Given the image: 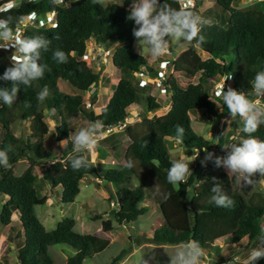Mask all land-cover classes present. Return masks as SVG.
Here are the masks:
<instances>
[{
	"label": "trees",
	"instance_id": "obj_1",
	"mask_svg": "<svg viewBox=\"0 0 264 264\" xmlns=\"http://www.w3.org/2000/svg\"><path fill=\"white\" fill-rule=\"evenodd\" d=\"M9 1L11 0H0V19L11 16L18 20L31 12L41 16L54 11V25H26L23 28L22 37L43 35L51 40L49 51L43 52L41 57L50 71L46 70L42 79L32 81L30 87L21 85L18 99L12 106L0 101V149L12 146V151L8 153L10 167L0 166V194L5 197L0 209V223L9 224L11 212H17V223L21 228L20 241L14 244L18 264H52L47 247L56 244L67 245L73 251L71 256L65 258V264H81L105 249L108 240L73 231L74 220L70 217H63L53 229L46 230L33 211L34 205L43 204L46 200L45 195L37 194L33 186L35 175L32 172L35 164L42 161L45 163L49 157L43 141L48 132L43 111L46 110L56 120L54 139L60 142L68 138L69 125L78 115L84 116L88 122L101 120L106 127L122 121L128 115L127 108L130 105L142 104L145 110L150 111L158 108L159 104L152 95L142 94L137 90V80L132 76L133 72L146 66V60L133 49L132 29L135 25L133 21L127 20V9L130 6L127 0L105 5L96 0H73L68 5L55 3L53 0H18L2 9ZM235 1L237 0H213L212 10L204 9L205 12H201V16L202 13L203 16L212 13L216 21L202 28L204 43L193 40L170 61L177 77L171 73L164 80L166 89L170 91L168 109L163 114L143 118L140 125L144 130L140 134L133 135L130 128L126 127L128 143L123 151V164L98 170L88 161L87 168L75 171L67 159L69 154H84L74 153L72 142L68 140L64 149L62 148V157L43 166L40 178L51 189L60 188V203L72 202L79 192L80 180L85 175H92L97 180L113 185L117 206L112 215L117 223L134 221L147 209L139 204L147 195L153 198L161 219L158 227L144 240L154 245H178L196 240L207 251L216 241L233 245L243 237L252 240L264 234V202L251 201L233 190L231 180L224 171L208 172L202 177L191 171L192 174L177 184H169L166 179L172 162L167 152L166 140H175L176 125L184 128L183 142L178 143L182 146L183 154L190 156L196 152L205 153L204 150H210L213 144L210 139L192 129L190 112L201 109L216 120L231 117L222 97H217V105L209 97L207 83L216 78L229 77L230 88L245 92L248 98L258 97L253 92L252 82L258 71H264V0L233 7L231 4ZM160 2L163 3L164 0ZM167 3L180 9L176 0H167ZM189 10L195 11V8ZM89 39L104 48L114 45L110 62L118 72L117 81L97 114L91 106H85L81 94L63 92L56 83L60 79L84 92L98 82V74L80 59L85 51V41ZM195 47L208 56L200 58ZM56 49L66 53L67 62L52 59ZM8 53L0 50V76L10 66ZM196 73L199 78L193 82ZM178 78H182L183 83ZM8 86L10 84L0 81V87ZM44 86L49 88L50 95L40 103L36 96ZM139 88L141 90L143 87ZM259 99L264 104V95H260ZM24 101L31 106L25 107ZM17 119L29 121V132L24 137L15 136L10 129L11 123ZM236 128L240 129V136L247 138L248 134L242 131L241 120L227 129L218 140L219 144L225 145ZM111 133L102 139L110 140ZM251 135L264 141V124ZM23 158L27 165L20 174L14 175L16 162ZM129 159L136 167L127 166ZM137 167L147 170L160 185L161 191L170 193V197L164 200L155 195L143 181L130 187L131 177L136 174ZM256 175L260 176L259 173ZM213 177L222 183L223 190L234 201L233 206L224 208L209 203ZM100 229H111L109 219L101 221ZM123 254L124 250H120L110 258L108 264L119 261ZM256 264H264V259L258 260Z\"/></svg>",
	"mask_w": 264,
	"mask_h": 264
},
{
	"label": "rangeland",
	"instance_id": "obj_2",
	"mask_svg": "<svg viewBox=\"0 0 264 264\" xmlns=\"http://www.w3.org/2000/svg\"><path fill=\"white\" fill-rule=\"evenodd\" d=\"M17 1L18 0H12V3L15 4ZM96 1L105 5L108 3H119L122 0ZM256 1L260 0H237L232 2L231 5L233 7H239L249 5ZM131 2L132 0H127L129 5ZM197 5L198 7L196 10L199 15H201V12H205L207 9L212 10L211 8L214 7L213 0H197ZM205 18L210 19L211 21H216V18L212 13H208ZM134 42L133 38V49L137 52L134 48ZM176 43L177 41L175 39L169 38V52L165 56L159 58H153L145 47L141 56L145 58L146 65L148 66L141 67V70L143 69L147 74L153 75L152 73H156L157 70L163 69L171 72L174 77H177L170 66V61L182 52L181 50L180 52L173 50V46ZM95 44L96 43L91 39L86 40L85 47L86 49L88 48L87 51ZM96 45L99 48H104L99 44ZM113 46L114 45L108 47L110 51H112ZM195 52L202 59L208 56L207 53L201 51L198 47H195ZM91 70L98 74V82L95 85H91L84 92L73 88L70 84L61 81L60 79H58L56 83L58 88L63 92L81 94L85 104L91 106L90 108H92L93 112L97 114L100 107H102L108 99L113 85L116 83L118 72L111 65L109 57L107 58V62H103L98 67L94 64ZM198 78V73H196L193 77V82L198 81ZM178 81L183 83L182 78H178ZM221 81V78H216L214 82L210 81L206 84L209 89V97L214 101L215 105H217L218 98L214 97L212 89L217 82ZM226 83L227 86H230V79L226 80ZM137 90L141 91L142 94L152 95L154 99L159 102L158 104L160 108L147 111L142 104L130 105L127 108L128 115L122 121L124 126L121 127V129H115L111 133L113 136L112 140L104 141L102 139L104 138L103 135L98 139V143L94 149L83 152V154L87 156L88 161L92 162L98 170L107 167H116L124 163L123 150L124 146L128 143V138L125 133L126 127L130 128L131 134H140L144 130L142 125H140L143 118L150 117L153 114H162L169 106L168 101L170 91H167L166 86L159 90L155 84L147 82L141 90L139 87H137ZM164 90H166V92ZM253 101L258 102L257 106L264 108V104L259 99V96ZM43 113L44 121L48 127V132L43 139L45 150L49 155L46 160L48 161L62 157V148L60 147V142H56L54 139L53 128L56 120L51 118L46 110H44ZM189 117L192 129L202 137L210 139L213 143L208 152H214L217 156H221L218 154H222V152L225 151V149H228L231 144H238L244 139L240 136V129L236 128L234 133L229 139H227L225 145L219 144L218 141L214 142L215 138L222 132L225 134L227 129L230 128L234 122H240L242 120L240 116H238V118L223 117L220 120H216L207 115L203 110L198 109L197 111H193V113L190 112ZM28 122V119L14 120L10 125V129L15 136L24 137L29 132ZM87 122L88 121L82 115L74 117L72 123L69 125V133H74L80 128L85 127ZM166 147L168 155L172 161L184 159L189 164L191 171L195 174L198 173L200 177L208 172L216 173L220 170L225 172L223 168H216L212 161H209L206 167H202L201 160L204 159L206 154L196 152V154L186 156L182 152V146L176 140L167 139ZM198 154L199 157L194 161V158ZM42 164L45 163L42 161V163H37L32 167V172L35 175L33 186L38 195L46 196V200L43 204L34 205L33 211L39 221L43 224L44 229L51 230L54 228L57 221L61 220L63 217H70L74 220V225L72 227L73 231L77 233L97 235L108 240V245L105 249L94 254L90 259L84 260L81 264H108L110 258L119 253L120 250H124V254L119 261L114 262L113 264H146V262L147 264H170V257L175 253L176 245H154L144 240V238L151 235L152 230L158 227L161 219L157 203L152 197L147 195L144 198V201L139 204L140 206H146L147 209L145 213L139 215L134 221L117 223L112 215V211L116 209V206L109 205L110 200L114 203L116 202L113 194L114 188L111 183L97 180L92 175H85L79 182V192L74 197L73 201L63 204L58 201L60 188L51 189L48 184L40 178L41 169L44 166ZM26 165L27 161L24 158L18 160L13 168V174H20ZM132 166L136 167L134 162H132ZM254 178L259 179L260 176L255 175ZM140 181L146 183L151 189L156 183L153 176L147 170L137 167L136 174L131 177L129 185L130 187H134L138 185ZM231 186L233 190L250 198L251 201L264 202V185L245 187L242 183L237 184L231 180ZM152 190L154 191V189ZM110 195L112 197H110ZM4 201L5 197L0 194V209ZM15 213L16 211L13 212L12 216H14ZM44 214L47 218L46 221ZM13 218L14 217H11V220H13ZM105 219H109L110 221L111 229L109 231H102L100 229V223ZM11 226L9 234L14 236L11 238V241L9 240L10 243L7 244L6 234L8 232V227L0 223V264H18L13 244L17 243V238H21V231L20 236L14 234L16 230L19 229L18 227H20V225L13 223ZM261 237H264V234H261L252 240H247L246 237H243L233 245H225L221 240L216 241L210 250H204V255L201 258L200 264H228V261L232 257L240 258L238 261H235V264L244 263V261L247 260L250 251L261 246ZM47 253L52 260V264H65V258L71 256L73 251L67 245L56 244L48 246Z\"/></svg>",
	"mask_w": 264,
	"mask_h": 264
},
{
	"label": "clouds",
	"instance_id": "obj_3",
	"mask_svg": "<svg viewBox=\"0 0 264 264\" xmlns=\"http://www.w3.org/2000/svg\"><path fill=\"white\" fill-rule=\"evenodd\" d=\"M53 2L63 3L54 0ZM127 11V20L133 21L135 25L132 29L135 41L134 48L139 55H142L146 47L153 58L165 56L169 52V38L177 41V51L188 46L193 40L201 44L204 43L205 37L201 35L202 28L212 22L186 7L174 8L167 3V0H164L163 3L160 0H132ZM30 18V16H21L17 20L8 16L0 19V50L11 53L9 56L10 66L0 76V81L10 84L8 87H0V101L8 106H12L17 101L21 85L30 87L32 81L42 79L44 72L50 71L49 66L42 62L41 57L43 52L49 51L51 40L43 35L22 37L20 34V25ZM87 49L85 47V51ZM52 59L61 63L67 62V55L62 50L56 49ZM165 76L167 78L166 74ZM228 79L230 78L226 80ZM162 83L165 87L164 81ZM252 89L255 95H264V71L256 73L252 82ZM49 95V88L44 86L37 93L36 99L43 103ZM216 97H222L231 118H235L237 115L242 118V131L248 136L238 144H231L221 156H217L214 152H208L207 149L204 150L206 155L201 160V166L206 167L207 163L212 161L216 168L225 170L229 180H233L237 184L242 183L245 187L264 185V141L257 140L251 135L260 125L264 124V108L257 106L258 102L250 100L251 98H248V95L243 91H237L230 87L225 91V82L217 90ZM24 105L25 107L31 106L27 101H24ZM223 134L222 132L218 135L214 142L218 141ZM103 135H107L103 121H89L85 127L74 133H69L67 139L61 140L60 147L64 149L66 141L71 140L73 152L83 153L86 150L94 149L98 139ZM183 137L184 128L178 124L175 126L174 139L182 143ZM11 151V145L0 149V166L10 167L8 153ZM198 157L199 154L194 158V161ZM67 159L75 171L88 167L86 155L69 154ZM127 166L132 167L131 159H129ZM257 173L260 175L259 179L254 178ZM189 174L192 172L184 159L173 160L167 171L166 179L169 184H177ZM212 184L209 203L224 208L233 206L234 201L223 190L222 183L213 177ZM152 189H154L155 195H160L164 200L170 197V193L162 192L157 183ZM261 241V246L250 251L244 264H256L258 260L264 259V237H261ZM175 248V253L170 257V264H200L204 255V249L196 240L181 242ZM239 259V257H232L228 264H235V261Z\"/></svg>",
	"mask_w": 264,
	"mask_h": 264
},
{
	"label": "built area",
	"instance_id": "obj_4",
	"mask_svg": "<svg viewBox=\"0 0 264 264\" xmlns=\"http://www.w3.org/2000/svg\"><path fill=\"white\" fill-rule=\"evenodd\" d=\"M56 2H63L65 4H68L69 2H71L72 0H54ZM178 7L181 8H187V9H193L195 8V11L197 12L196 8L198 7L197 5V0H176ZM13 3L11 1L7 2L4 7H10ZM2 7V9L4 8ZM26 16H30L31 18L26 20L24 23H22L20 25V34H22L23 28L27 25V26H33V27H47V26H52L53 25V19H54V12L50 11L48 13H45L44 15L41 16H37L36 14H34L33 12L27 14ZM95 43V42H94ZM6 53H8L9 51H4ZM10 52L8 53V55L10 56ZM112 54V51L109 50V48L104 49V48H99L96 44L92 45L90 47V50L85 51L80 59L82 61L85 62V64L89 67L94 66V64L98 67L100 64H102L103 62H107V58L110 57ZM215 61H218L217 58H215ZM166 70H157L155 75H149L147 74L146 71L139 70L136 72H133V77L137 80V85L139 87H144L147 82L151 83V84H155L159 90L163 89V81L165 80L166 76ZM149 79H147V78ZM229 77H221L222 81L221 82H217L214 86V88L212 89L213 95L214 97H216V92L217 90H219L220 87H222L224 85L225 82V90L227 91V89L229 88V86H227L226 83V79ZM147 80V81H146ZM212 82H214V80H211ZM166 92V90H164ZM253 100H255L256 98H251ZM86 107L88 106L85 105ZM125 119V118H124ZM123 119V120H124ZM122 120V121H123ZM122 121H118L116 122L114 125H107L105 127V134L111 133L113 132L115 129H121V127L124 126V124L122 123ZM225 151L222 152V154H218V155H224ZM109 205L111 206H117V203L113 202L112 200L109 201Z\"/></svg>",
	"mask_w": 264,
	"mask_h": 264
},
{
	"label": "crops",
	"instance_id": "obj_5",
	"mask_svg": "<svg viewBox=\"0 0 264 264\" xmlns=\"http://www.w3.org/2000/svg\"><path fill=\"white\" fill-rule=\"evenodd\" d=\"M240 7V6H239ZM146 66H148V65H146ZM170 73L171 72H166V75H167V77L170 75ZM116 81H117V79H116ZM162 96V95H161ZM156 101V100H155ZM157 103H159L158 101H156ZM169 102V101H168ZM169 107V106H168ZM160 107H158L157 109H159ZM168 108H166V110H167ZM163 114V113H162ZM112 138H113V136H112ZM112 138L110 139V140H112ZM126 146V145H125ZM125 146H124V148H125ZM124 151V150H123ZM103 153V152H102ZM56 159H58V158H56ZM51 160H48V161H46L45 162V164H42V165H46L48 162H50ZM3 196V195H2ZM13 212L14 211H12L11 212V214H10V223L9 224H7V225H4V226H7L8 227V232H7V234H6V239H7V244L8 243H10V241L12 240L11 238L14 236V235H10L9 234V232L11 231V228L10 227H12L11 225L14 223V224H16L17 223V218H18V214H17V212L14 214V216H12L13 215ZM44 216H45V214H44ZM11 217H14L13 218V220H11ZM47 220V218H46V216H45V221ZM18 224V223H17ZM42 224V223H41ZM19 225V224H18ZM43 225V224H42ZM19 229L18 230H16V232L14 233L16 236H20V231H21V228L20 227H18ZM10 240V241H9ZM19 241H20V238H17L16 239V242L17 243H19ZM13 247H14V251H15V245L13 244Z\"/></svg>",
	"mask_w": 264,
	"mask_h": 264
},
{
	"label": "water",
	"instance_id": "obj_6",
	"mask_svg": "<svg viewBox=\"0 0 264 264\" xmlns=\"http://www.w3.org/2000/svg\"><path fill=\"white\" fill-rule=\"evenodd\" d=\"M189 45H190V44H189ZM189 45H188V46H189ZM177 46H178V43H176V44L173 46V50L176 51V52H180V51H177ZM188 46L183 47L181 51L185 50Z\"/></svg>",
	"mask_w": 264,
	"mask_h": 264
}]
</instances>
